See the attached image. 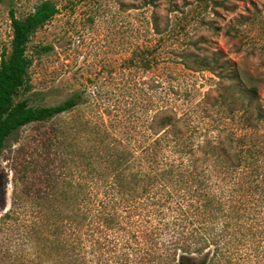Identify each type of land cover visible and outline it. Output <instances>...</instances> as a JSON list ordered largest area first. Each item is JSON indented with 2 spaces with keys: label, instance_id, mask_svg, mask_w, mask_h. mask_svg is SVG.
<instances>
[{
  "label": "trees",
  "instance_id": "16d2710c",
  "mask_svg": "<svg viewBox=\"0 0 264 264\" xmlns=\"http://www.w3.org/2000/svg\"><path fill=\"white\" fill-rule=\"evenodd\" d=\"M23 1L0 0L10 28V38L0 48V156L15 130L82 105L79 92L52 105L31 104L25 96L32 88L28 42L59 7L53 0H40L20 16ZM150 24L153 33L133 49L126 67L150 71L159 66L162 56L155 37L167 27L160 30L155 16ZM175 55L188 71L215 73L222 90L194 96L190 88H175L169 73L163 82L149 79L140 125L138 120L97 121L85 114L80 125L63 130L67 147H77V152L71 153L70 166L53 172L46 194L51 202H35L49 212L45 230L43 223L37 227L47 264H208L213 220L222 219L226 202L233 211L224 219L228 242L237 235L239 242L245 241L253 231L251 210L264 201V195H256L264 188L254 165L260 152L249 130L222 138L212 107L219 106L226 118L232 116L237 105H250L256 88L229 68L228 60L218 63L216 57L211 64L209 50L186 45ZM159 86L157 103L153 91ZM219 231L222 236L223 228ZM193 254L202 257L193 262Z\"/></svg>",
  "mask_w": 264,
  "mask_h": 264
},
{
  "label": "rangeland",
  "instance_id": "374dc122",
  "mask_svg": "<svg viewBox=\"0 0 264 264\" xmlns=\"http://www.w3.org/2000/svg\"><path fill=\"white\" fill-rule=\"evenodd\" d=\"M39 1L24 0L18 15L33 11ZM53 1L58 13L32 34L27 45L32 88L25 96L31 104L52 105L79 92L82 105L50 120L24 125L7 137L0 156V264H47L37 227L43 223L45 230L49 212L35 202H51L46 194L53 172L70 166L71 153L77 152V147H67L63 130L80 125L85 114L97 121L130 119L140 125L149 101V79L163 82L169 73L175 88H190L194 96L207 89L213 95L222 90L215 73L188 71L180 65L175 54L186 45L209 50L211 64L216 57L218 63L228 60L229 68L255 86L254 95H248L249 106L237 105L227 118L217 105L212 112L222 138L231 131L249 130V139L260 152L254 165L264 187V0H87L75 6L68 0ZM153 16L160 30L167 27L155 37L162 56L159 66L150 71L126 67L133 49L153 33ZM9 38L6 11L0 9V48ZM161 87L153 91L156 101ZM256 195L261 198L264 188ZM226 204L222 219L213 220L208 264H264V201L251 210L255 225L251 234L240 242L237 235L233 243L228 242L230 230L224 221L233 211ZM201 257L193 254L190 260L197 262Z\"/></svg>",
  "mask_w": 264,
  "mask_h": 264
}]
</instances>
